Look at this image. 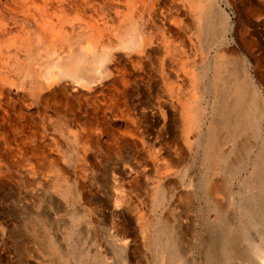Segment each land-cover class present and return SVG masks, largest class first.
<instances>
[{
	"label": "rangeland",
	"instance_id": "374dc122",
	"mask_svg": "<svg viewBox=\"0 0 264 264\" xmlns=\"http://www.w3.org/2000/svg\"><path fill=\"white\" fill-rule=\"evenodd\" d=\"M206 3L159 0L157 9L168 10V20L182 23L187 36L198 37V7ZM212 3L225 39L232 42L216 53H205V42L196 39L181 58L164 51L160 39L146 53L125 49V20L136 8L126 11L123 5L113 8L122 25L109 22L94 33L84 25L79 30L69 24L55 28V131L48 100L43 122L15 89L9 114L0 110V264H209L206 252L216 264H260L250 249L256 245L264 251V182L247 181L256 167L264 172V162L256 157L262 136L252 137L256 129L248 119L240 136L230 138L229 130L222 129L211 148L207 126L216 117L218 94L231 92L225 81L214 80V64L225 56L240 60L233 66L245 69L264 99L259 27L264 4ZM77 18L69 13V20ZM111 18H116L113 10ZM87 45L96 54L108 52L107 62L95 66L103 72L100 82L85 88L58 79V67L70 57L86 53L91 60ZM50 62L47 57L45 66ZM229 67L225 64L223 70ZM234 99L230 94L226 103ZM54 139L55 171L50 162ZM39 146L48 155L41 165ZM212 149L219 150L215 158L223 159L207 166L204 153ZM206 174L222 187L206 190ZM40 182L46 183L47 196L39 190ZM46 197L55 198V215L38 218L45 228H37L41 238L35 239L28 228L30 208L46 205ZM228 238L227 253L236 248L239 257L224 262L222 243ZM168 242H174L170 255ZM51 244L53 257L47 251Z\"/></svg>",
	"mask_w": 264,
	"mask_h": 264
},
{
	"label": "bare ground",
	"instance_id": "6f19581e",
	"mask_svg": "<svg viewBox=\"0 0 264 264\" xmlns=\"http://www.w3.org/2000/svg\"><path fill=\"white\" fill-rule=\"evenodd\" d=\"M95 1L0 0V110L3 114L8 115L13 107L10 96L12 89H15L25 98L24 101L26 100L27 102L26 106L29 112L31 108H35L41 122L47 118V115L44 113L46 101L51 102L54 111V114H52L53 130L55 131V28L59 27L63 29L69 24L71 29L79 30L84 25L94 33L99 26L106 28L109 22L122 25L124 21L120 19L122 17L120 12L113 9H118L120 5L125 6L126 11L132 7L136 8L130 18L127 17L129 13L126 16L125 21L128 20L129 23H125L124 37L126 43L123 46L125 49L133 50L140 54L146 53L147 49L153 45V42L158 44L157 40L160 39L159 45L164 51L167 50L168 52L178 54L175 58H179V54H181V58L182 55H185L189 51L188 42L193 46L192 40L194 39L198 40V44H201L203 41L205 42V53L211 50L216 53L218 49L227 47L232 43L225 39L224 33L226 30H223L216 20L218 11L212 0H207L205 6L201 5L198 7L202 12L198 19V37L197 35H193V37L187 36V29L185 26H182V23L168 20L169 11H163L161 8L157 9L159 0H100V3H96ZM244 1L258 7L264 4V0ZM102 4H104V8L102 7L101 9L99 6ZM90 10L93 13H90ZM112 10L116 18L109 20V14ZM69 13L78 14L76 22L68 19ZM146 16L149 18L146 19ZM259 27L263 32L260 38L264 46V22H261ZM232 29L233 26H231L228 32L231 33ZM145 30H148V33ZM200 41L201 43H199ZM86 51L89 53V56L92 54L91 60H88L86 53L79 57H70L62 66L58 67V79L69 78L85 88H90L97 81L100 82L103 72L98 68L95 69V66L102 67L107 62L108 52L106 50L101 54H96L91 51L90 45H87ZM47 57H50L51 60L48 67L45 66ZM86 62H89L88 66L85 65ZM164 62L166 63L162 57V67L164 66ZM238 62L240 60L235 57L225 56L223 60L214 64V71L217 74V77L214 79L215 83L221 84L220 82L225 81L228 86L227 89L231 90V92L225 91L218 94L219 104L213 112L216 117L207 126L208 130L211 131L207 135L208 143L211 148H215L220 136L219 131L222 129L229 130V137L236 139V137L240 136L238 132L248 127L246 122L249 119L251 128L254 127L256 129L252 137L255 135L262 136L261 147L256 157L264 162V99L254 84V80L245 73V69L240 66H233L235 63L238 64ZM225 64L232 66L226 72L223 70ZM206 67L208 66L206 65ZM230 94L235 99L233 102L227 104L226 102L229 101ZM247 109L252 114L250 118L247 117ZM27 117L30 120L34 119L33 114H28ZM256 132H260L261 134ZM51 144L54 147V150H52L54 156L50 162L52 169L55 171V139ZM44 148V146L36 147L37 159L40 165L47 160L48 156L44 153ZM218 153L219 150L215 149L205 151V163L207 166H211L214 159H223L221 156L215 158ZM212 179L213 175L206 174V190L211 185L215 189H220L222 186L211 182ZM247 182L252 185L263 183L264 172L256 167ZM233 238V241L236 240L235 237ZM229 241L230 238L223 240L222 243V253L225 252V258L223 257L224 262L232 261V256L237 255L234 252L236 248L231 249V252L227 253ZM124 243L122 246L126 249L127 239L124 240ZM173 244L174 242L167 243L166 249L170 250L169 255L173 250ZM250 252L254 255L257 262L259 261L260 264H264V251L255 245L250 249ZM205 257V260L209 259V264H216L217 261L210 253L206 252ZM179 258L182 261L183 256L181 252L179 253ZM163 264H167V262H163Z\"/></svg>",
	"mask_w": 264,
	"mask_h": 264
},
{
	"label": "crops",
	"instance_id": "0c3cea01",
	"mask_svg": "<svg viewBox=\"0 0 264 264\" xmlns=\"http://www.w3.org/2000/svg\"><path fill=\"white\" fill-rule=\"evenodd\" d=\"M39 190H41L43 193L46 195V183L43 187V182H40L39 184ZM45 201L47 202L46 205L42 207H38L37 209L33 206L30 208V221H29V230L31 231V234L33 233L35 236V239H40L41 237L37 233V228L44 229L45 228V223L41 220H39V217H45L49 218L51 215H55V198L52 197L50 198V201H48V197L45 198ZM50 211V213H49ZM34 215H38V217H35ZM75 217H78V213ZM47 240V239H46ZM32 243V242H31ZM56 244V242H55ZM47 251L49 253V256H55V247L53 244L47 246ZM30 257H34L33 255L31 256L30 253L28 254ZM26 264H36L34 263H26ZM39 264V263H37Z\"/></svg>",
	"mask_w": 264,
	"mask_h": 264
}]
</instances>
